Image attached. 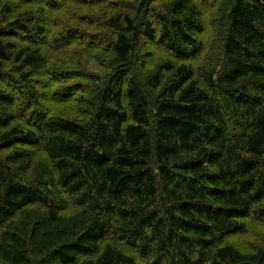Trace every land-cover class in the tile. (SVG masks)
Listing matches in <instances>:
<instances>
[{"label": "trees", "instance_id": "16d2710c", "mask_svg": "<svg viewBox=\"0 0 264 264\" xmlns=\"http://www.w3.org/2000/svg\"><path fill=\"white\" fill-rule=\"evenodd\" d=\"M0 264H264V0H0Z\"/></svg>", "mask_w": 264, "mask_h": 264}, {"label": "rangeland", "instance_id": "374dc122", "mask_svg": "<svg viewBox=\"0 0 264 264\" xmlns=\"http://www.w3.org/2000/svg\"><path fill=\"white\" fill-rule=\"evenodd\" d=\"M88 65L94 69H98V70L102 69V67L99 64H97L96 62H94L92 60L88 62Z\"/></svg>", "mask_w": 264, "mask_h": 264}]
</instances>
